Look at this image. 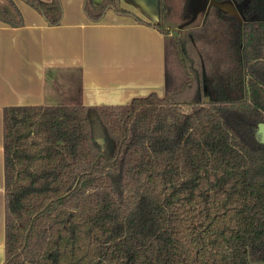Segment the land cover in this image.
Segmentation results:
<instances>
[{"label":"trees","instance_id":"1","mask_svg":"<svg viewBox=\"0 0 264 264\" xmlns=\"http://www.w3.org/2000/svg\"><path fill=\"white\" fill-rule=\"evenodd\" d=\"M24 1L61 22L60 0ZM225 1L175 35L166 0L130 13L164 34L162 94L3 108L2 264L264 263V0ZM0 17L24 23L14 0Z\"/></svg>","mask_w":264,"mask_h":264},{"label":"crops","instance_id":"2","mask_svg":"<svg viewBox=\"0 0 264 264\" xmlns=\"http://www.w3.org/2000/svg\"><path fill=\"white\" fill-rule=\"evenodd\" d=\"M14 1L24 23L11 26L0 17V264L5 246L3 108L119 104L153 90L164 92V34L155 27L113 9L94 21L83 0H60L62 20L49 24L31 4ZM120 1L147 21L158 19L157 0Z\"/></svg>","mask_w":264,"mask_h":264},{"label":"rangeland","instance_id":"3","mask_svg":"<svg viewBox=\"0 0 264 264\" xmlns=\"http://www.w3.org/2000/svg\"><path fill=\"white\" fill-rule=\"evenodd\" d=\"M211 2H215V0H166V6L169 5L168 8L170 7L165 23L166 27L170 30L169 33L175 35L177 30H181L188 25L198 24L202 20L204 10H206ZM120 5L122 6L121 1ZM223 7L241 16L237 2L227 0L224 2ZM130 13L132 12L129 11L128 14L131 15Z\"/></svg>","mask_w":264,"mask_h":264},{"label":"water","instance_id":"4","mask_svg":"<svg viewBox=\"0 0 264 264\" xmlns=\"http://www.w3.org/2000/svg\"><path fill=\"white\" fill-rule=\"evenodd\" d=\"M157 10H158V14H159V0H157ZM158 18H159V16H158ZM256 133L261 135L260 139L262 142H264V122L263 121L258 123ZM101 141H102V139H101ZM261 264H263V263H261Z\"/></svg>","mask_w":264,"mask_h":264},{"label":"flooded vegetation","instance_id":"5","mask_svg":"<svg viewBox=\"0 0 264 264\" xmlns=\"http://www.w3.org/2000/svg\"><path fill=\"white\" fill-rule=\"evenodd\" d=\"M231 1H233V0H231ZM235 2V1H234ZM223 6H224V4H222Z\"/></svg>","mask_w":264,"mask_h":264}]
</instances>
